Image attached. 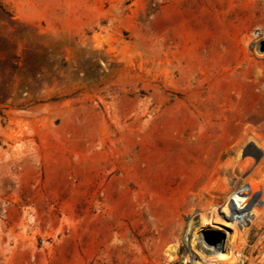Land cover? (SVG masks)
I'll return each instance as SVG.
<instances>
[{
    "label": "rangeland",
    "instance_id": "obj_1",
    "mask_svg": "<svg viewBox=\"0 0 264 264\" xmlns=\"http://www.w3.org/2000/svg\"><path fill=\"white\" fill-rule=\"evenodd\" d=\"M0 2V264H223L214 233L227 264H264V0ZM249 63L236 117L215 89ZM210 110L240 127L200 144L220 174L153 213L124 153L181 130L195 147Z\"/></svg>",
    "mask_w": 264,
    "mask_h": 264
},
{
    "label": "bare ground",
    "instance_id": "obj_2",
    "mask_svg": "<svg viewBox=\"0 0 264 264\" xmlns=\"http://www.w3.org/2000/svg\"><path fill=\"white\" fill-rule=\"evenodd\" d=\"M240 53L237 52L233 58L239 59ZM252 69L253 65L249 63L247 70L241 74L242 77L232 73L221 88L215 89L216 93L223 95V101L227 105L234 106L235 104L241 107L236 117H240V115L242 116L249 111V103L237 98L234 93H231V90L239 91L244 86L247 87L250 83L245 80V76L250 74ZM217 99L219 101V98H216L214 103L217 102ZM183 117L188 118L191 126H196L198 117L189 114L187 111L183 114ZM213 117L215 115L212 110L204 115L207 126L204 132L196 138L197 145L194 144L195 147L188 146V141L184 138V133L182 134L181 130L179 135L156 134L155 142L157 145L153 148L126 151L124 153L125 164L127 166L134 165L137 171L135 179L126 176L122 183L127 186H136L138 201L140 203L146 200L151 201L153 213H159L160 211H167L171 214L179 213L180 207L187 205L194 199L196 191L209 186L220 174L219 156L216 152L220 149V146L214 144L213 147L202 148L200 144H203L206 138L211 139V141L215 140V142L220 140L219 142L227 143L232 135L240 131V127L220 123L215 129L211 125L212 122L210 123ZM173 121L176 125H179L178 118ZM183 125L185 126V124ZM234 188H237V186ZM108 194L113 205L117 195L114 187H109ZM226 200L227 204L231 205L232 196L226 198ZM214 234L220 238V241L222 240L218 252H220L222 263L227 264L230 249L223 246L222 235ZM217 249L218 243L211 250L216 251Z\"/></svg>",
    "mask_w": 264,
    "mask_h": 264
},
{
    "label": "trees",
    "instance_id": "obj_3",
    "mask_svg": "<svg viewBox=\"0 0 264 264\" xmlns=\"http://www.w3.org/2000/svg\"><path fill=\"white\" fill-rule=\"evenodd\" d=\"M0 9L10 15V12L7 10V8L0 2Z\"/></svg>",
    "mask_w": 264,
    "mask_h": 264
}]
</instances>
